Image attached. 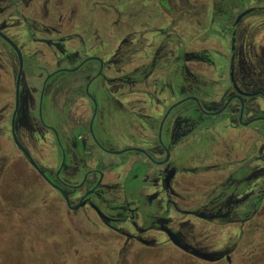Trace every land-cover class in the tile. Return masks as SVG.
<instances>
[{"label": "flooded vegetation", "instance_id": "af4514ba", "mask_svg": "<svg viewBox=\"0 0 264 264\" xmlns=\"http://www.w3.org/2000/svg\"><path fill=\"white\" fill-rule=\"evenodd\" d=\"M0 163L127 243L264 264V0H0Z\"/></svg>", "mask_w": 264, "mask_h": 264}, {"label": "rangeland", "instance_id": "374dc122", "mask_svg": "<svg viewBox=\"0 0 264 264\" xmlns=\"http://www.w3.org/2000/svg\"><path fill=\"white\" fill-rule=\"evenodd\" d=\"M14 165L11 176L34 178L22 162ZM41 193L33 184L0 182V264H227L225 259L193 257L170 243L154 248L127 243L101 229L103 224L95 219L93 223L79 215L66 217L50 204L40 206ZM191 226L197 239L212 249L223 248L230 237L239 240L238 229L199 219Z\"/></svg>", "mask_w": 264, "mask_h": 264}, {"label": "water", "instance_id": "95a60500", "mask_svg": "<svg viewBox=\"0 0 264 264\" xmlns=\"http://www.w3.org/2000/svg\"><path fill=\"white\" fill-rule=\"evenodd\" d=\"M171 238L173 239V241H174L175 243H179V241H178V239H177V237H176V236H174V235H171Z\"/></svg>", "mask_w": 264, "mask_h": 264}]
</instances>
